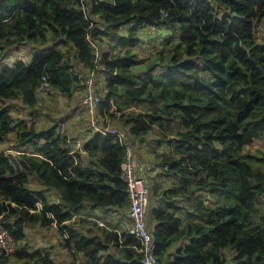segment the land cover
Returning a JSON list of instances; mask_svg holds the SVG:
<instances>
[{
  "label": "trees",
  "instance_id": "1",
  "mask_svg": "<svg viewBox=\"0 0 264 264\" xmlns=\"http://www.w3.org/2000/svg\"><path fill=\"white\" fill-rule=\"evenodd\" d=\"M262 24L264 0H0V61L21 47L45 50L29 63L0 66V147L16 128L21 149L0 148V217L17 244L0 264H54L28 246L30 230L41 228L59 235L73 262L81 254L88 264H141L128 229L97 226L88 235L91 222L77 216L91 206L128 211L129 220L119 140L87 129L85 162L71 155L59 125L15 126L3 105L21 102L29 116L47 118L42 77L50 94L73 98L83 96L92 72L95 114L133 146L147 144L163 176L146 179L158 263L264 264ZM161 29L174 34L151 58L140 56L144 37ZM30 176L61 204L30 188Z\"/></svg>",
  "mask_w": 264,
  "mask_h": 264
},
{
  "label": "crops",
  "instance_id": "2",
  "mask_svg": "<svg viewBox=\"0 0 264 264\" xmlns=\"http://www.w3.org/2000/svg\"><path fill=\"white\" fill-rule=\"evenodd\" d=\"M91 46L93 47L94 50H96L95 45L93 44V42H91ZM78 70L80 69L79 67L77 68ZM49 93V89L47 91V94L43 95L44 98L47 96H52L51 98L54 99L55 103L58 104L59 106H61V108H59L60 110V116H59V120L56 122L54 121V117L50 116L49 114H45L48 115L46 116L47 118L43 117V118H38L37 120L33 117V116H29L27 114V110L25 108L22 107L21 102H5L3 105L5 108H8L11 111V114L13 116V120L15 122V126L16 125H21V126H30L32 123L34 122H38V124H41L42 127H50L52 125H59V128H62L63 126V130L65 131V134L67 135L69 142H70V150H71V155H80V157L85 161L88 162V155L85 153V151L82 150L83 148V142L89 140V136L90 133H88L86 130L89 129L90 126V117H89V113L87 111H84V108L82 107V105L80 104V97L81 96H73V98H68L65 95H61V94H56V93ZM119 103V101H118ZM43 104V111L44 112L46 110V107L44 105V102H42ZM115 108V107H114ZM75 113V114H74ZM86 113V114H85ZM86 116L88 120V123L86 122L85 125L83 124H78L77 125V120H79V118H82ZM103 119H107V125L108 126H115L114 123L108 119L107 117H102ZM110 120V121H109ZM112 124V125H111ZM62 125V126H61ZM89 126V127H88ZM91 129V128H90ZM18 136L17 134V130L16 128L14 129V132L12 134V137L16 138ZM1 149H5V148H10L9 149V153L12 154L13 152H15L16 154H18L21 149H18L16 147V145H13L12 142H9L8 140L0 147ZM140 148V151L138 150ZM135 149V159H136V164H137V171L138 174L143 176L145 179H147L148 181H156L157 183H161L163 180V176L159 173V169L156 168V163L154 161V157L152 154H149V147L147 146V144L141 146V147H137L134 146ZM27 152H31L32 148H26L24 149ZM13 155V154H12ZM28 156H34L37 157L39 155H35L32 153H27ZM40 157V156H39ZM92 159V158H91ZM39 190V189H38ZM51 192L48 193V195H45L47 198H49L50 202L52 203L53 199L51 198ZM153 203V202H151ZM150 203V205H151ZM41 204H37V210L40 211L41 210ZM151 207V206H150ZM83 209V212H78L77 216L78 217H83L86 220H88V222H95L96 226L93 224H89L85 227L84 231L88 234V235H96L99 232V229L97 226L99 227H106V228H112V230L117 231V232H126L128 227H129V220H128V211H120V210H104V209H97V208H93L91 206H85ZM183 213V211L181 212ZM73 221V220H72ZM101 223L102 226L99 224ZM40 231H45V229H40ZM54 232V231H53ZM56 234V233H55ZM57 236H59L58 234H56ZM60 241V239H59ZM28 246L30 247L29 243ZM51 246H48V242L44 241L43 239H41L37 244H36V248H31L30 249L32 251H38L41 252L42 254L45 253H49L51 256V259L53 260V256H55V250L52 251L50 250ZM58 251L60 250H65L60 248L59 244H58ZM31 251V252H32ZM68 254V256L70 255V253L65 250ZM71 257V255H70ZM70 257H68L70 259ZM15 259H10V261H8V264H14ZM23 262V261H18ZM82 262V259L79 260V263Z\"/></svg>",
  "mask_w": 264,
  "mask_h": 264
},
{
  "label": "built area",
  "instance_id": "3",
  "mask_svg": "<svg viewBox=\"0 0 264 264\" xmlns=\"http://www.w3.org/2000/svg\"><path fill=\"white\" fill-rule=\"evenodd\" d=\"M136 1V0H132ZM87 40L90 41L89 37ZM96 48V47H95ZM96 67L95 70H97ZM46 76L42 77L38 92L47 94ZM95 72H92L84 82V94L80 104L87 109L90 117V128L97 134L117 138L122 145L123 161L121 164V179L126 184L129 206L128 234L134 238L138 252L143 255L141 264H159L155 256L156 243L147 228V213L149 208V187L146 179L138 174L134 146L128 142L125 131L107 125V119L95 114L99 103ZM6 221L0 217V259L5 260L17 252V244L5 227ZM101 226L102 224L99 223Z\"/></svg>",
  "mask_w": 264,
  "mask_h": 264
},
{
  "label": "rangeland",
  "instance_id": "4",
  "mask_svg": "<svg viewBox=\"0 0 264 264\" xmlns=\"http://www.w3.org/2000/svg\"><path fill=\"white\" fill-rule=\"evenodd\" d=\"M174 34L172 30H167V29H161L158 31V33L154 32L149 36L144 37L142 40V46L139 49V54L143 58H151L154 53L161 47L163 41L168 38L170 35ZM258 40L261 43H264V24L260 25L259 27V34H258ZM32 50L28 49L27 47H21L17 50H9L8 52L10 53L6 58L0 61V66L1 67H7V66H12L14 63L17 61H24L26 63H29L31 60V57L34 53H40L45 51L43 48L39 47H31ZM97 88H99V81L97 84ZM52 96H47L43 97L44 105L46 107V110L42 112L43 115L49 114L50 116L54 117V121L56 122L59 120L60 116V110L61 106L55 103L54 99L51 98ZM82 96L80 97L79 100H81ZM8 109V108H7ZM11 112V111H10ZM128 112H136L134 109L129 110ZM137 113V112H136ZM75 114V113H74ZM12 115V114H11ZM13 117V116H12ZM89 118L87 119L86 116L79 118L77 120V125L78 124H83L88 123ZM15 124V122H14ZM58 124V123H57ZM62 126V125H61ZM63 132V126L60 129ZM11 142L13 145H16V141L14 137H11ZM258 142H256V146L252 148V150H255L258 147ZM29 148V147H27ZM32 148V147H31ZM13 155H16L15 152L12 153ZM19 154V153H18ZM30 188L35 189L36 191H40L41 193L48 195V193L51 194V198L53 199L52 203L54 204H61V199L59 195L51 189H48L41 185L35 178V176H30ZM39 189V190H38ZM41 206V205H40ZM85 209L78 210L77 212H83L84 213ZM43 239L44 241L48 242V246L50 247V250L53 253V250H55V256H53V260L51 259L52 263L54 264H88V262L82 257V255H78V258L75 262H73V257L68 256L67 252L65 250H60L58 251V244H59V237L55 234V232L51 230H46L45 231H40V229H35V230H30V233L27 236V241L29 242V245L31 248H36V244ZM70 257V259L68 258ZM12 259V258H10ZM82 259V262L79 263V260ZM9 261V260H8ZM8 261L6 264H8ZM14 264H28L27 262H17L14 260ZM97 264H103V259H101Z\"/></svg>",
  "mask_w": 264,
  "mask_h": 264
},
{
  "label": "clouds",
  "instance_id": "5",
  "mask_svg": "<svg viewBox=\"0 0 264 264\" xmlns=\"http://www.w3.org/2000/svg\"><path fill=\"white\" fill-rule=\"evenodd\" d=\"M6 259H7V258H6ZM6 259H5V260H6ZM1 261H2V260H1Z\"/></svg>",
  "mask_w": 264,
  "mask_h": 264
}]
</instances>
